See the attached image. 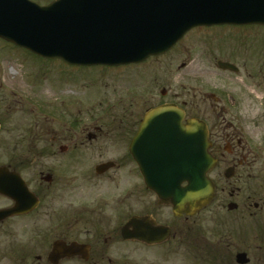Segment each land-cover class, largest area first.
<instances>
[{"label": "flooded vegetation", "instance_id": "af4514ba", "mask_svg": "<svg viewBox=\"0 0 264 264\" xmlns=\"http://www.w3.org/2000/svg\"><path fill=\"white\" fill-rule=\"evenodd\" d=\"M30 1L46 7L56 0ZM213 30H227V42L215 48L207 38ZM167 57L183 60L177 69L197 61L199 72L204 60L215 61L217 72L242 77L243 86L235 89L231 79L229 89L220 85L199 95L194 88L208 110L197 117L189 115L186 99H167L165 86L155 91V76L134 94L122 84L110 91L104 85L106 77L135 76L133 67L161 60L169 67ZM39 59L70 71L93 68ZM98 69L104 92L94 103L74 101L89 85L57 91L53 82L41 89L40 80H48L41 69L35 83L28 76L33 101L20 94V80L0 82V264H264V131L251 133L252 123H264V26L196 27L164 55ZM115 90L123 95L112 103ZM139 97L142 105L131 102ZM169 106L184 113V125L194 119L207 125L215 165L206 204L176 205L155 191L165 188L170 162L174 171L181 167L180 142L162 134L169 118H149Z\"/></svg>", "mask_w": 264, "mask_h": 264}, {"label": "water", "instance_id": "95a60500", "mask_svg": "<svg viewBox=\"0 0 264 264\" xmlns=\"http://www.w3.org/2000/svg\"><path fill=\"white\" fill-rule=\"evenodd\" d=\"M223 24L264 26V0H57L46 7L0 0V39L75 66L141 63L166 53L193 27ZM183 116L169 107L149 115L168 117L161 125L164 139L181 144L180 169L172 170L170 162L165 188L155 190L174 204L197 206L212 198L207 174L215 160L206 125L198 120L183 125ZM168 149L173 159L176 152Z\"/></svg>", "mask_w": 264, "mask_h": 264}, {"label": "rangeland", "instance_id": "374dc122", "mask_svg": "<svg viewBox=\"0 0 264 264\" xmlns=\"http://www.w3.org/2000/svg\"><path fill=\"white\" fill-rule=\"evenodd\" d=\"M227 30H213L209 32L208 34H212L211 36H208L207 38L212 42V45L217 48L220 47L223 44V41L227 42ZM199 36V35H198ZM196 36V38L198 37ZM195 38V40H196ZM195 43H198L197 41ZM197 44H195L196 46ZM227 45V44H226ZM223 47V46H222ZM16 49H12V46L5 42L0 40V82L3 81L4 85L11 84V81L16 82V80H20V85L23 92H19L20 94H25L27 96V101H33L29 95V93L35 88L34 83L36 82V79L38 77V72L43 70V72L47 73V81L40 80L38 86L41 89H45L46 86H50L53 82L56 85L57 91H66L70 86L73 90L77 91L83 85H89L87 87V90L84 91V95L79 98H74V101H86L87 99L90 100V102H99L100 97L104 90L102 89V82H101V74L99 67H93L90 70H74L70 71L67 69H64L62 66H60L59 63H53L50 64L48 62H45L37 57H33L30 54H28L26 51L21 50L14 46ZM199 51V45L196 48V50H192V53L195 54ZM171 63V65L168 67L166 63H164L163 60H161L159 65H152L148 64L146 66H143V68H132V72L135 73V76H128L123 75L120 79L119 78H111L106 77L108 74L105 75L106 82H104V85H109L108 91L111 89L116 88L118 85H123V89L128 90V94H134L138 93L141 90H145L150 86V81L153 76H155V79L160 80V82L156 83L158 86L155 90L154 87L149 91V95L151 96V91L155 90L158 91L160 88H163L164 86L168 89L169 98L167 99H177L174 98L176 95L180 97V100H187V109L190 116H197V117H203L204 114H207L208 110L204 106V104L200 103L199 95H203V93L209 92L212 87H219L220 85L225 86L226 89H229L232 85L231 79H234L235 82V89H238V87L243 86V84L239 81H244L242 77H231L224 74H220L215 70V61H206L204 60L203 63L205 64V68H203V72H199L197 68V61H195L192 65L186 64V67L184 69H177L179 66V61L176 63H173V60L171 57H167ZM186 62V61H185ZM242 62V61H241ZM153 63V62H152ZM157 63V62H156ZM188 63V62H186ZM243 63V62H242ZM49 65V66H48ZM152 65V66H151ZM157 69V71L155 69ZM217 69V68H216ZM167 70V71H166ZM170 71V76L165 74L164 72ZM109 71V70H108ZM160 71V72H159ZM29 74L32 75V81L34 82L32 85L28 84V80L31 79ZM219 75V76H217ZM120 76V74H119ZM224 76V77H223ZM159 77H163L164 80H161ZM196 77H201V81L197 80L201 83H207V86H200L195 80ZM135 78V82H134ZM55 80V81H53ZM223 80H226V83H223ZM169 81V82H168ZM167 82V83H166ZM193 82V83H192ZM135 83V85H134ZM197 83V84H196ZM134 85V86H133ZM136 86L139 87L138 91H135ZM154 86V85H153ZM86 87V86H84ZM5 88H7L5 86ZM195 88V91L197 93L200 92L199 95H196L193 92V89ZM157 93V92H156ZM44 95H46V92H44ZM110 97L108 98L110 102L114 103L116 101L117 95H123L122 91L115 90L114 92H109ZM116 95V97H115ZM114 96V97H113ZM73 98L70 97V100ZM26 99V97H25ZM24 99V100H25ZM66 100V98H64ZM259 100V99H258ZM36 101V100H35ZM133 104H143V99L137 100V98H133ZM130 103H127L129 105ZM98 106V104H95ZM201 106H204L205 109ZM27 111H31L32 107L29 108V105H26ZM98 109V108H96ZM250 110H256L257 107L253 104V102L250 103L249 106ZM254 110V114H256ZM259 121V120H258ZM257 121V122H258ZM252 123L251 124V133L257 134L258 129L260 128L261 131H264V123Z\"/></svg>", "mask_w": 264, "mask_h": 264}]
</instances>
